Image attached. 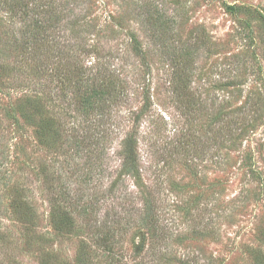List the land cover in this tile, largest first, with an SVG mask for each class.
<instances>
[{
    "label": "rangeland",
    "instance_id": "374dc122",
    "mask_svg": "<svg viewBox=\"0 0 264 264\" xmlns=\"http://www.w3.org/2000/svg\"><path fill=\"white\" fill-rule=\"evenodd\" d=\"M80 258L264 264V0H0V264Z\"/></svg>",
    "mask_w": 264,
    "mask_h": 264
},
{
    "label": "trees",
    "instance_id": "16d2710c",
    "mask_svg": "<svg viewBox=\"0 0 264 264\" xmlns=\"http://www.w3.org/2000/svg\"><path fill=\"white\" fill-rule=\"evenodd\" d=\"M47 12L50 15V18H49L50 20L48 21V23L49 22L51 23L52 21V22H55V24L54 25L52 24L51 26L47 27L45 22H42L41 24L37 23L39 25L35 26L33 28L34 30L32 29V32H30L29 35H27L28 48L25 49V51L28 49L32 51L33 53L32 62H35L36 64H38L39 62L43 64L44 61L46 60V57L49 56V53L46 56V51L42 52L44 49L45 50L48 49L47 51H50V48H51V44L47 42L46 38L50 34V32H52L55 29L54 26L56 24H60L59 22H61V19L63 18V15H62L63 12L58 13V12H54V9L53 10L47 9L45 12L43 11V14H46ZM26 61L29 63L31 59L28 61V58H27ZM38 66H40L43 72L46 70V68H44L40 64H38ZM89 82L90 81L88 80V77L84 79L77 77L74 80L75 85L78 86L80 89L82 88L81 90L83 92L81 93L80 100H81L82 108L85 112L92 110L97 102L99 103L102 102L104 99L107 98L106 96L108 95V93L104 90V85L97 83L95 80H93L90 83ZM33 102H36V101H33ZM33 102L27 104L26 109L24 108V111L22 112V115L25 117L26 122L29 125H33V121H34L33 110H32V107L34 106ZM138 164L139 162H138V157H137L136 142L132 138H129L126 140L125 159L122 165L125 174L131 175L133 177H137L139 175V169H140ZM17 204L20 208H24V204H20V203H17ZM144 213L146 214L145 217H147V221L150 217L152 218V216H150L151 208L149 207L146 208ZM64 222H66V224L68 225L69 220L65 219ZM149 222L152 223V219ZM70 227H71V224H70ZM148 231H151L150 227L148 228ZM100 243L101 244L106 243L105 237H102V239H100ZM78 262L79 264H81L82 258H80ZM259 264H263V263L259 262Z\"/></svg>",
    "mask_w": 264,
    "mask_h": 264
}]
</instances>
